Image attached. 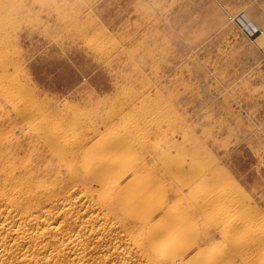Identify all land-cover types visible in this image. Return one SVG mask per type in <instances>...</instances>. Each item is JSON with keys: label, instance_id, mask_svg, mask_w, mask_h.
Masks as SVG:
<instances>
[{"label": "rangeland", "instance_id": "374dc122", "mask_svg": "<svg viewBox=\"0 0 264 264\" xmlns=\"http://www.w3.org/2000/svg\"><path fill=\"white\" fill-rule=\"evenodd\" d=\"M239 13L261 30L257 40L237 27L233 17ZM0 97V147L16 165L25 159L27 168L34 167V180H43L50 198L33 212L36 219L0 202L1 231H17L21 242L13 264L161 261L144 245L138 224L104 206L96 193L108 188L93 182L82 159L69 153L95 127L103 131L105 120L117 124L112 133L127 138L128 146L116 152L126 155L125 165L153 168L143 178H155L163 199L180 205L195 234L184 244L206 239L231 264H264V0H0ZM47 127L63 135L68 163L48 148Z\"/></svg>", "mask_w": 264, "mask_h": 264}, {"label": "bare ground", "instance_id": "6f19581e", "mask_svg": "<svg viewBox=\"0 0 264 264\" xmlns=\"http://www.w3.org/2000/svg\"><path fill=\"white\" fill-rule=\"evenodd\" d=\"M5 87V86H4ZM8 89V88H6ZM5 89V90H6ZM9 90V89H8ZM21 91V90H20ZM28 91V90H26ZM10 92V91H9ZM13 92H15L13 90ZM31 92V91H30ZM7 93V91H6ZM11 93V92H10ZM22 93V92H21ZM27 94V92H25ZM16 93H14L15 95ZM18 94V93H17ZM33 94V93H32ZM8 95V94H7ZM5 95V96H7ZM4 97V96H3ZM2 97V98H3ZM11 97V96H10ZM1 98V97H0ZM1 98V99H2ZM14 99V98H13ZM10 101V99H9ZM13 101V100H12ZM7 102V101H6ZM14 103V102H13ZM9 104V103H8ZM25 104L23 103V106ZM28 105V104H27ZM30 105V104H29ZM6 106V104H5ZM22 106V107H23ZM34 106V105H33ZM9 108V106H6ZM13 107V106H12ZM25 107V106H24ZM27 107V106H26ZM29 107V106H28ZM32 107V106H31ZM30 107V109H31ZM3 108V107H2ZM1 108V109H2ZM16 108V107H15ZM35 108V107H34ZM7 109V108H6ZM19 109V108H18ZM30 109L28 108L27 111L31 112ZM33 109V108H32ZM36 109V108H35ZM34 109V110H35ZM42 109V108H41ZM17 110V108H16ZM15 110V111H16ZM25 111V109H23ZM44 110V109H43ZM20 111V110H19ZM40 111V110H39ZM2 112V110H1ZM6 112V110L4 111ZM26 112V111H25ZM34 112V111H33ZM8 113V112H6ZM41 113V112H40ZM12 114V113H11ZM20 114V113H18ZM45 114V113H43ZM10 115V114H9ZM16 115V114H15ZM31 115V113H30ZM34 115V114H33ZM1 116V115H0ZM4 116V115H3ZM7 116V115H5ZM18 116V115H17ZM24 116V115H23ZM35 116V115H34ZM42 116V115H41ZM113 116V115H112ZM9 117V116H8ZM13 117V116H12ZM38 117V114L37 116ZM44 117V115H43ZM42 117V118H43ZM46 115L43 119H46ZM1 118V117H0ZM3 118V117H2ZM17 118V117H16ZM40 118V117H39ZM38 118V119H39ZM106 118V117H105ZM8 119V118H7ZM15 119V118H14ZM42 119V120H43ZM48 119V118H47ZM112 119V117H111ZM12 120V119H11ZM25 121V120H23ZM33 121V120H32ZM35 121V120H34ZM33 121V122H34ZM37 121V120H36ZM45 121V120H44ZM47 121V120H46ZM68 121V123L71 120H67L63 118V122ZM109 121V119H108ZM7 122V121H6ZM19 122V121H18ZM22 122V121H21ZM31 122V121H30ZM113 121H109L108 123L105 122L102 123L101 127L103 128V131H100V127L98 126L97 128L95 127L94 130H92L91 136H89V138H86L84 141L82 140L80 143V146H78L77 148H75L72 153H70V155L72 154V158H77L78 156L82 159V161L84 162L85 166H86V171H84V173L86 175H88L89 178L93 179V182L95 181L101 188L103 187L104 189L108 188L107 190H100L99 192H97V197L101 200H104V206H106L108 208L109 211L112 212H119V214L121 213V215L123 217H128L131 218L133 222H135L136 224H138L140 226V228H142V234H143V241H144V245H146L147 249L149 250V252H151L153 254V256H155L154 258H158L159 260H161L160 262H158V264H231V260L230 258L223 252V250L220 249H214L212 250V245L213 244H209V242H206V239L198 242V243H194V244H184V240L190 236V237H194L195 234L192 230V227L190 226L191 224H188L183 217L181 216V212L180 210L177 209V207H179L176 203L177 202H173L171 198L167 197L165 199H163V190L161 188V184L153 177L151 178H143L145 175H147V171L151 170L148 168V170L144 167V166H139L137 164V162L134 164V166L132 167H127L125 164L127 163L128 158L126 157V155L123 157L121 155H118L119 153H116L120 150H122L123 148L128 146V141L127 138H125L124 136H120L116 133H112V131L109 129L110 126H117V124ZM16 123V122H15ZM27 123V122H26ZM25 123V124H26ZM29 123V122H28ZM36 123V122H35ZM45 123H48L45 122ZM2 124V122H1ZM10 124V123H9ZM13 124V123H12ZM24 124V123H22ZM31 124V123H30ZM42 124V121H41ZM17 125V124H16ZM15 125V126H16ZM21 127V124H19ZM33 125V124H31ZM137 125V124H136ZM18 126V125H17ZM29 126V125H28ZM43 126V125H42ZM51 126V125H50ZM49 126V127H50ZM3 127V126H2ZM1 127V128H2ZM18 127V128H19ZM33 127V126H32ZM38 127V126H37ZM40 127V126H39ZM46 127V126H45ZM6 128V127H5ZM29 128L31 129V127L29 126ZM48 128V127H47ZM127 128V127H126ZM44 129V128H41ZM49 129V136L46 139V144L48 146V148L53 151L52 154L54 155V153L58 154L60 157V159H64V157L66 156L65 151L63 152L61 150V143L65 142V139L63 138V135H57L54 133V130L51 128ZM128 129V128H127ZM1 130V129H0ZM16 130V129H15ZM26 130V129H25ZM22 131V130H21ZM1 132V131H0ZM9 132V131H7ZM17 132V131H16ZM15 132V133H16ZM36 132V131H35ZM40 132V131H39ZM129 132V130H128ZM24 133V132H23ZM26 133V131H25ZM24 133V134H25ZM118 133V132H117ZM1 134V133H0ZM7 134V133H6ZM6 134L4 136H2L3 138L6 136ZM13 134V133H12ZM27 134V133H26ZM38 134V133H37ZM103 134V136H102ZM125 134V132H124ZM131 134V133H130ZM96 135H101L102 138L98 139L97 141H93L90 145H89V141L91 140V138L93 136ZM35 136H39L40 135H35ZM100 136V137H101ZM131 136V135H130ZM128 136V137H130ZM127 137V136H126ZM1 138V135H0ZM44 138V137H43ZM132 138V136H131ZM130 138V140H131ZM139 138V137H137ZM142 138V137H141ZM15 139H18L17 136ZM14 139V140H15ZM24 139V138H23ZM22 139V140H23ZM36 139V138H35ZM45 139V138H44ZM43 139V140H44ZM133 139V138H132ZM29 140V139H28ZM16 141V140H15ZM25 141V140H24ZM40 141V140H38ZM17 142V141H16ZM89 142V143H88ZM143 142V141H142ZM145 142V141H144ZM25 143V142H24ZM34 145L36 142H33ZM44 143V142H43ZM42 143V144H43ZM31 144V143H30ZM46 144L44 146H46ZM133 144V143H132ZM63 145V144H62ZM77 145V144H75ZM22 146V145H21ZM66 146V145H65ZM73 146V144H72ZM9 147V146H8ZM15 147V145H14ZM20 147V146H19ZM33 147V146H32ZM37 147V146H36ZM42 147V146H41ZM71 147V146H70ZM69 147V148H70ZM11 148V146L9 147ZM22 148V147H21ZM26 148V147H25ZM35 148V146H34ZM136 148V147H135ZM134 148V150H135ZM28 149V148H27ZM41 149V148H40ZM71 149V148H70ZM69 149V150H70ZM9 150V149H8ZM72 151V150H71ZM150 152V150H148ZM31 152V151H30ZM38 152V150H37ZM41 152V151H40ZM10 154V153H9ZM38 154V153H36ZM135 154V153H134ZM69 155V154H68ZM141 155V154H140ZM29 156V155H27ZM35 156V155H34ZM57 156V155H56ZM41 157V156H40ZM54 157V156H52ZM71 157V156H70ZM139 157V156H138ZM57 158V157H56ZM142 158V157H140ZM71 159V158H70ZM69 159V160H70ZM136 159V158H135ZM169 159V158H167ZM36 160V159H35ZM48 160V158H47ZM59 160V159H58ZM56 159L57 162L60 163V161H58ZM16 161V160H15ZM25 159L22 160L21 162L22 164H20V161L17 163L18 165H16L14 162H12V159L9 158L7 156V152L5 150V147L2 146L0 147V202L5 201L7 203V205L9 207H12L13 209H22L23 210V215H26L32 219H36L38 218L36 215L33 214V212H35V210H38L39 207H44L46 205V203H48V201L50 200L49 196H45L43 193V190L46 188L43 186V180L41 179L42 182L36 181L34 174L32 173V169L27 168L25 162L28 163V161ZM37 161V160H36ZM55 161V162H56ZM64 161H67L64 159ZM139 161V160H138ZM167 161H170L167 160ZM24 162V164H23ZM56 162V163H57ZM66 163V162H65ZM64 163V164H65ZM68 163V161H67ZM66 163V164H67ZM78 163V162H77ZM96 163L99 164V167H96ZM35 164V163H34ZM46 164V163H45ZM63 164V163H62ZM72 164V163H71ZM141 164V163H140ZM36 165V164H35ZM44 165V163H43ZM68 165V164H67ZM80 165V164H79ZM38 166V165H36ZM172 166V165H171ZM68 167V166H67ZM73 167V166H72ZM79 167V166H78ZM81 167V165H80ZM154 167V166H153ZM19 168H24L25 171L24 173L19 172L20 175H17V169ZM66 168V167H65ZM77 168V167H76ZM75 168V169H76ZM83 168V167H81ZM36 169V168H35ZM68 169V168H67ZM74 169V170H75ZM80 169V168H79ZM49 170V169H48ZM57 170V169H56ZM56 170H54L53 175L57 172ZM38 171V170H37ZM52 171V170H51ZM56 171V172H55ZM70 173L72 170H69ZM83 171V169L81 170ZM155 171V169H154ZM153 171V172H154ZM158 171V170H157ZM73 172V171H72ZM22 173V174H21ZM47 173V172H46ZM75 173V171H74ZM82 173V172H81ZM44 174V171H43ZM58 174V173H57ZM153 174V173H152ZM155 174V172H154ZM37 177V173L35 174ZM39 175V174H38ZM42 175V174H41ZM56 175V174H55ZM85 175V176H86ZM74 176V174H73ZM72 176V177H73ZM81 176V175H80ZM130 176V179L126 181L125 184L121 185L120 181L122 179H124L125 177ZM65 177V176H64ZM71 176H69L70 178ZM156 177H158V175H156ZM42 178V177H41ZM50 178V177H48ZM68 178V179H69ZM58 179V178H56ZM54 179V180H56ZM79 179V178H78ZM59 180V179H58ZM67 180V179H66ZM86 181V178L84 179ZM90 180V179H89ZM68 181V180H67ZM72 181V179H71ZM79 181V180H78ZM84 181V182H85ZM46 182V181H45ZM58 182V181H57ZM76 182V181H74ZM73 182V183H74ZM81 182V181H79ZM48 183V182H46ZM45 183V184H46ZM54 183V182H53ZM60 183H61V179H60ZM64 183H65V179H64ZM70 183V182H69ZM44 184V185H45ZM57 184V183H56ZM78 184V183H77ZM84 183H82L83 186ZM164 184V183H163ZM51 185V184H50ZM69 185H72V183H70ZM90 185V184H88ZM85 185V186H88ZM48 186V184H47ZM56 186V185H55ZM68 186V185H66ZM65 186V187H66ZM80 186V185H79ZM164 186V185H163ZM65 187H63L65 189ZM168 187V186H167ZM164 187V188H167ZM62 188V187H61ZM68 188V187H67ZM72 188V187H71ZM85 188V187H84ZM87 188H90V186H88ZM86 188V189H87ZM95 188V187H94ZM170 188V187H169ZM58 189V188H57ZM60 189V188H59ZM79 189V188H78ZM82 189V188H81ZM93 189V188H91ZM168 189V188H167ZM171 189V188H170ZM174 189V188H173ZM49 190V189H48ZM53 190V189H52ZM71 190V189H70ZM90 190V189H89ZM97 190V189H96ZM172 190V189H171ZM175 191H177V189H174ZM173 190V192H175ZM54 191V190H53ZM66 191V190H65ZM68 191V190H67ZM67 191L65 193H67ZM88 191V190H86ZM95 191V190H93ZM46 192V191H45ZM57 192V191H56ZM64 192V191H63ZM62 192V193H63ZM81 192V191H80ZM84 192V191H83ZM82 192V193H83ZM50 193V190H49ZM70 193V192H69ZM73 193V192H72ZM172 193V192H171ZM176 193V192H175ZM46 194V193H45ZM57 195V193H54ZM77 194V193H76ZM88 194V193H87ZM95 193L93 192L92 195H94ZM169 193H167L168 195ZM47 195V194H46ZM68 195V193H67ZM66 195V197H67ZM79 195V194H78ZM91 195V194H89ZM88 195V196H89ZM39 196V197H38ZM77 196V195H75ZM85 197V196H84ZM91 197V196H90ZM89 197V198H90ZM93 197V196H92ZM53 198V197H52ZM62 198V197H60ZM83 198V197H82ZM86 198V197H85ZM96 198V197H95ZM97 198V199H98ZM43 199V200H42ZM71 199V198H70ZM69 199V200H70ZM73 199V197H72ZM75 199V198H74ZM81 199V198H80ZM91 199V198H90ZM55 201V200H54ZM57 201V200H56ZM60 201V200H59ZM98 201V200H97ZM96 201V202H97ZM4 202V203H5ZM63 202V201H62ZM71 202V201H70ZM78 202V201H77ZM83 201H81L82 203ZM102 202V201H101ZM211 202V201H210ZM3 203V204H4ZM69 203V202H68ZM85 203V202H84ZM1 204V203H0ZM91 204V203H90ZM99 204V203H98ZM180 204V203H179ZM211 204V203H209ZM84 205V204H83ZM93 205V204H91ZM95 205V204H94ZM93 205V206H94ZM97 205V203H96ZM95 205V206H96ZM103 205V204H102ZM3 207V205H2ZM72 207L74 208V204L72 205ZM85 207V205H84ZM198 207V206H197ZM30 208V209H28ZM59 208V207H58ZM61 208V207H60ZM89 208V207H88ZM96 208V207H95ZM94 208V209H95ZM98 208V207H97ZM146 208H149V211H146ZM183 208V207H182ZM43 209V208H42ZM57 209V208H56ZM66 209V208H65ZM102 209V207H101ZM104 209L106 210V208L104 207ZM2 210V209H1ZM7 210V208H6ZM46 210V209H45ZM44 210V212H45ZM50 210V208H49ZM59 210V209H58ZM62 210V209H61ZM93 210V208H92ZM103 210V209H102ZM189 210V209H188ZM200 210V209H197ZM19 211V210H18ZM70 211V210H69ZM101 211V210H100ZM99 211V212H100ZM196 211V210H194ZM8 212V210H7ZM11 212V211H10ZM21 212V211H20ZM40 212V211H39ZM38 212V213H39ZM43 211H41L42 213ZM50 212V211H49ZM65 212V211H64ZM93 212V211H92ZM104 212V211H102ZM115 212V213H116ZM183 212V211H182ZM5 213V212H4ZM16 213V212H15ZM19 213V212H18ZM47 213V212H46ZM52 213V212H51ZM108 213V212H106ZM190 213V212H189ZM193 213V212H192ZM7 214V213H6ZM11 214V213H10ZM20 214V213H19ZM54 214V213H53ZM70 214V213H69ZM68 214V215H69ZM93 214V213H92ZM201 214V213H200ZM220 214V213H219ZM9 215V214H8ZM7 215V217H9ZM63 215V214H62ZM67 215V214H66ZM67 215V216H68ZM74 217V214H72ZM90 215V214H89ZM88 215V216H89ZM104 215V214H103ZM187 215V213H186ZM60 216V215H59ZM71 216V215H69ZM76 216V214H75ZM109 216V215H108ZM107 216V217H108ZM194 216V215H193ZM203 216V214H202ZM15 217V216H14ZM17 217V216H16ZM27 217V218H28ZM48 217V216H47ZM99 217V216H97ZM26 218V219H27ZM44 218V217H43ZM49 218V217H48ZM57 218V217H56ZM62 218V217H61ZM77 218V217H76ZM91 218V216H90ZM96 218V217H95ZM110 218V217H109ZM122 218V217H121ZM2 219V218H1ZM0 219V221H1ZM12 219V218H11ZM23 219V217H22ZM50 220L52 218H49ZM48 219V221H49ZM100 219V218H99ZM119 218H115V220ZM124 219V218H123ZM21 220V219H20ZM18 220V221H20ZM29 220V219H28ZM47 220V219H45ZM64 220V219H63ZM111 220V218H110ZM109 220V221H110ZM112 219V221H115ZM122 220V219H121ZM128 220V219H127ZM3 221V220H2ZM5 221V219H4ZM9 221V220H8ZM23 221V220H22ZM30 221V220H29ZM35 221V220H34ZM75 221V220H74ZM197 221V219H196ZM21 222V221H20ZM72 222V221H71ZM122 222V221H120ZM190 222V221H189ZM10 223V222H9ZM19 223V222H18ZM22 223V222H21ZM31 223V222H30ZM34 223V222H33ZM58 223V221H57ZM56 223V225H57ZM66 223V222H65ZM100 223V221H99ZM117 223H119L117 221ZM132 223V222H131ZM195 223V222H194ZM216 223V222H215ZM1 224V223H0ZM12 224V223H11ZM36 224V223H35ZM69 224V222H68ZM134 224V223H133ZM132 224V225H133ZM220 224V222H219ZM8 225V224H7ZM20 225V223H19ZM61 225V224H60ZM66 225V224H65ZM10 226V225H9ZM14 226V222L13 225ZM39 226V225H38ZM37 226V227H38ZM50 226V224H49ZM55 226V225H53ZM73 226V225H70ZM102 227V225H100ZM123 226V225H122ZM4 227V226H3ZM21 227V226H20ZM57 227V226H55ZM68 227V226H67ZM105 227V226H104ZM127 227V226H126ZM131 227V225H130ZM129 227V228H130ZM7 229V227H5ZM19 228V227H17ZM85 228V227H84ZM90 228V227H89ZM107 228V227H106ZM114 228V227H113ZM122 228V227H121ZM137 228V227H136ZM2 227H0V264H11L13 259V256L15 255L14 251L17 249L18 244L20 245V243H18L19 237H16L17 231L16 233L14 232L15 235H10L7 231L4 233L1 231ZM64 229V228H63ZM83 229V228H82ZM88 229V228H87ZM94 229V228H93ZM97 229V228H96ZM95 229V230H96ZM128 229V228H127ZM133 229V228H132ZM5 230V229H4ZM10 230V229H9ZM22 230V229H20ZM24 230V229H23ZM60 230V229H59ZM74 230V229H73ZM80 230V228H79ZM112 230V229H111ZM118 230V228H117ZM124 230V228L122 229ZM138 230V229H137ZM13 231V230H12ZM11 231V232H12ZM15 231V228H14ZM19 231V230H18ZM41 231V230H40ZM82 231V230H81ZM119 231V230H118ZM202 231V230H201ZM200 231V232H201ZM224 231V230H223ZM20 232V231H19ZM24 232V231H23ZM28 232V231H27ZM30 232V231H29ZM28 232V233H29ZM38 232V231H37ZM51 232V230H50ZM62 232V231H61ZM139 232V230H138ZM199 232V233H200ZM222 233V231H220ZM21 233V232H20ZM87 233V232H86ZM113 233V230L112 232ZM110 233V234H111ZM130 233V231H129ZM204 233V232H203ZM207 233V232H206ZM48 234V233H47ZM54 234V233H53ZM60 234V233H59ZM69 234V233H68ZM75 234V233H74ZM73 234V235H74ZM121 234V233H120ZM135 234V233H134ZM219 234V233H218ZM46 235V234H45ZM58 235V234H57ZM113 235V234H112ZM117 235V234H116ZM226 235V233H225ZM224 235V236H225ZM26 236V234H25ZM40 236H42V233H34L32 235V238H39ZM67 236V235H66ZM69 236V235H68ZM72 236V235H71ZM80 236V235H79ZM129 236V235H126ZM133 236V235H132ZM199 236V235H198ZM203 236V235H201ZM205 236H208L205 235ZM221 236V235H220ZM223 236V235H222ZM29 237V236H28ZM45 237V236H44ZM56 237V236H54ZM60 237V236H59ZM123 237V236H122ZM131 237V236H130ZM189 237V238H190ZM227 237V236H226ZM225 237V238H226ZM230 236H228L229 238ZM24 238V237H23ZM63 238V237H62ZM78 238V237H76ZM117 238V237H116ZM120 238V237H119ZM125 238V237H124ZM129 238V237H127ZM138 238V237H136ZM199 238V237H198ZM25 239V238H24ZM27 239V238H26ZM30 239V238H29ZM40 239V238H39ZM38 239V240H39ZM71 239V238H70ZM74 239V237H73ZM100 239V238H99ZM112 239V238H111ZM131 239V238H129ZM128 239V240H129ZM197 239V238H196ZM45 240V239H44ZM64 240H66L64 238ZM63 240V242H64ZM84 240V239H83ZM120 240V239H119ZM126 240V239H125ZM30 241V240H29ZM42 241V239H41ZM71 242V240H69ZM78 241V240H77ZM101 241V240H100ZM117 241V240H116ZM115 241V242H116ZM122 241V240H121ZM221 241V240H220ZM67 242V241H66ZM74 242V241H73ZM72 242V243H73ZM136 242V241H133ZM22 243H23V239H22ZM27 243V242H26ZM35 244V242H33ZM38 243V242H37ZM41 242H39L38 244H40ZM76 243V241H75ZM120 243V241H119ZM126 243V242H125ZM33 244V245H34ZM64 244V243H63ZM68 244V242H67ZM78 244V243H77ZM82 244V243H81ZM84 244V242H83ZM86 244V243H85ZM133 244V243H131ZM136 244V243H134ZM24 245V243H23ZM28 245V244H27ZM72 245V244H71ZM79 245V244H78ZM77 245V246H78ZM122 245V244H121ZM180 245V246H179ZM75 246V245H74ZM83 246V245H82ZM126 246V245H125ZM223 246V245H221ZM27 247V246H26ZM30 247V245L27 247V249ZM68 247V246H67ZM73 247V246H72ZM115 247V245H114ZM124 247V245H123ZM129 247V245H128ZM216 247V246H214ZM65 248V247H64ZM77 248V247H76ZM85 248V247H84ZM89 248V247H88ZM91 248V247H90ZM137 248V246H136ZM138 248L139 245H138ZM24 249V248H23ZM32 249V248H31ZM72 249V248H71ZM80 249V248H79ZM116 249V247H115ZM120 249V246H119ZM118 249V250H119ZM125 249V248H124ZM128 249V248H127ZM142 249V247H141ZM140 249V250H141ZM145 249V248H144ZM147 249H145L147 251ZM19 250V249H18ZM30 250V249H29ZM62 250V249H61ZM60 250V252H61ZM70 250V249H69ZM75 250V249H73ZM82 250V249H81ZM87 250V249H86ZM90 250V249H89ZM139 250V249H138ZM139 250V251H140ZM23 250L21 249V252ZM27 251V250H26ZM34 251V250H33ZM116 251V250H115ZM143 250H141L142 253ZM145 251V252H146ZM194 251V252H193ZM229 251V250H228ZM16 252V251H15ZM29 252V251H28ZM32 252V251H31ZM56 252V251H55ZM79 252V251H78ZM84 252V251H83ZM123 252V250L121 249V253ZM137 252V251H136ZM192 253V255L190 256L189 254ZM233 252V251H232ZM13 253V254H12ZM20 253V252H19ZM18 253V254H19ZM26 252H22L21 256H25ZM57 253V252H56ZM76 253V252H75ZM113 253V252H112ZM131 253V252H130ZM134 253V252H133ZM140 253V252H139ZM30 254V253H29ZM32 254V253H31ZM38 254V253H37ZM62 254V253H60ZM117 254V253H116ZM146 254V253H143ZM20 255V254H19ZM36 255V254H34ZM47 255V254H46ZM54 255V254H53ZM59 255V254H58ZM86 255V254H85ZM125 255V254H124ZM137 255V254H135ZM48 256V255H47ZM44 256V257H47ZM57 256V255H56ZM78 257V255H76ZM123 256V255H122ZM128 256V255H127ZM190 256V257H189ZM15 257V256H14ZM50 257V256H48ZM52 257V256H51ZM89 257V256H88ZM87 257V258H88ZM119 257V256H118ZM129 257V256H128ZM127 257V258H128ZM134 257V256H133ZM143 257V256H142ZM151 256H149L150 258ZM186 257L188 258L187 260ZM18 258V257H17ZM22 258V257H21ZM27 258H30L27 257ZM84 258V257H83ZM132 258V257H131ZM148 258V257H147ZM146 258V259H147ZM148 258V259H149ZM233 258V257H232ZM242 258V257H241ZM26 259V258H25ZM33 259V258H32ZM81 259V258H80ZM90 259V258H89ZM126 259V258H125ZM140 259V258H138ZM143 259V258H142ZM20 260V259H19ZM23 260V259H22ZM35 260V259H34ZM55 260V259H54ZM57 260V259H56ZM157 260V259H156ZM155 260V261H156ZM243 260V259H242ZM29 261V260H28ZM48 261V260H47ZM51 261V260H50ZM79 261V258H78ZM76 261V264H78L79 262ZM84 261V260H83ZM81 261L83 264L85 262ZM88 261V260H87ZM86 261V262H87ZM125 261V260H124ZM75 262V261H74ZM73 262V263H74ZM78 262V263H77ZM135 262V261H134ZM141 262H143V260H141ZM149 262V261H148ZM154 262V261H153ZM21 263V262H20ZM40 263V262H39ZM57 263V262H56ZM81 263V264H82ZM136 263V262H135ZM144 263V262H143ZM142 263V264H143ZM250 263V262H248ZM255 263V262H254ZM13 264V263H12ZM16 264V263H15ZM24 264V263H23ZM31 264V263H30ZM32 264H36L33 263ZM47 264H49L47 262ZM55 264V263H54ZM71 264V263H70ZM75 264V263H74ZM80 264V263H79ZM137 264V263H136ZM145 264V263H144ZM150 264H154V263H150ZM252 264V263H251Z\"/></svg>", "mask_w": 264, "mask_h": 264}, {"label": "built area", "instance_id": "2783aa9c", "mask_svg": "<svg viewBox=\"0 0 264 264\" xmlns=\"http://www.w3.org/2000/svg\"><path fill=\"white\" fill-rule=\"evenodd\" d=\"M233 20L247 38L257 40L261 36V30L244 13H239Z\"/></svg>", "mask_w": 264, "mask_h": 264}]
</instances>
